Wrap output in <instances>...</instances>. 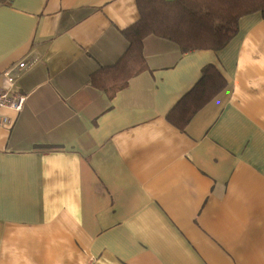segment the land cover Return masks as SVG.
Listing matches in <instances>:
<instances>
[{"label":"crops","instance_id":"obj_1","mask_svg":"<svg viewBox=\"0 0 264 264\" xmlns=\"http://www.w3.org/2000/svg\"><path fill=\"white\" fill-rule=\"evenodd\" d=\"M138 18L135 0H0V94L25 98L0 107V264H264V16L219 50L145 38L147 70L109 99L88 78ZM210 63L227 86L177 130Z\"/></svg>","mask_w":264,"mask_h":264},{"label":"trees","instance_id":"obj_2","mask_svg":"<svg viewBox=\"0 0 264 264\" xmlns=\"http://www.w3.org/2000/svg\"><path fill=\"white\" fill-rule=\"evenodd\" d=\"M138 20L122 31L127 47L117 63L100 68L88 78L107 98L147 70L143 55L145 38L152 36L173 42L179 52L219 50L238 30V20L261 12L264 0H135ZM227 86V80L212 63L200 69L198 80L166 113L167 122L185 131L192 116Z\"/></svg>","mask_w":264,"mask_h":264},{"label":"built area","instance_id":"obj_3","mask_svg":"<svg viewBox=\"0 0 264 264\" xmlns=\"http://www.w3.org/2000/svg\"><path fill=\"white\" fill-rule=\"evenodd\" d=\"M24 97L22 95H17L15 93H2L0 94V107H11L15 111L21 109L24 102ZM10 120L6 117L0 116V124L9 125Z\"/></svg>","mask_w":264,"mask_h":264},{"label":"water","instance_id":"obj_4","mask_svg":"<svg viewBox=\"0 0 264 264\" xmlns=\"http://www.w3.org/2000/svg\"><path fill=\"white\" fill-rule=\"evenodd\" d=\"M36 51H32L31 54L23 58L19 64H17L13 69L7 72V75L10 79L17 78L18 75L25 69H27L34 61L35 58L38 56Z\"/></svg>","mask_w":264,"mask_h":264}]
</instances>
